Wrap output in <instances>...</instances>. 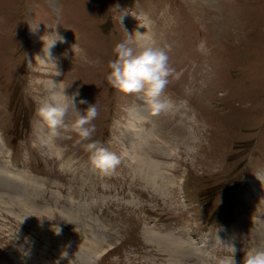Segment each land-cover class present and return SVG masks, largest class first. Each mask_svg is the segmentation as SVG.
Instances as JSON below:
<instances>
[{
	"label": "rangeland",
	"instance_id": "1",
	"mask_svg": "<svg viewBox=\"0 0 264 264\" xmlns=\"http://www.w3.org/2000/svg\"><path fill=\"white\" fill-rule=\"evenodd\" d=\"M132 13L153 18L179 74L163 96L174 114L152 115L142 146L143 98L107 82L118 43L141 51ZM56 34L58 77L34 59ZM53 79L79 89L78 110L96 104L91 140L119 157L113 173L75 132L49 135L38 109ZM0 141V264H244L264 250V0H0ZM145 156L162 167L141 169Z\"/></svg>",
	"mask_w": 264,
	"mask_h": 264
},
{
	"label": "clouds",
	"instance_id": "2",
	"mask_svg": "<svg viewBox=\"0 0 264 264\" xmlns=\"http://www.w3.org/2000/svg\"><path fill=\"white\" fill-rule=\"evenodd\" d=\"M36 27L32 26V30L35 31ZM57 36L59 39L50 44L45 43L44 47L45 56L49 60L48 63L55 66L56 63L51 56V49L58 40L64 42L62 37ZM132 43L133 36L128 35L125 42L118 43L115 46L114 53L117 58L109 62L110 73L107 76V82L122 94L141 96L151 114L158 115L171 107L170 101L163 98L165 89L170 83L169 78H179V74L169 63L168 52L171 50V46H167V50H165V48L156 46L152 41L143 43L136 41L137 46L141 49L136 53L134 48L130 46ZM203 47V43L197 46L198 50ZM60 75L61 73L57 71L56 77ZM67 88L63 85V82H57L56 79L47 81L48 97L39 107L38 115L47 125L51 137L60 136L63 130L75 132L81 141H90L84 146L90 152L92 166L103 175L113 173L121 163L119 157L108 152L106 148L99 145V142L91 140L96 131L94 121L99 114L96 104L89 105L84 111L78 110L76 99L80 95L79 89L70 97L66 95ZM87 103L84 99L79 100L80 105ZM70 114L75 115V120L68 123L67 117ZM60 232L61 229L59 228L56 234L59 235ZM16 239H18L17 235L15 236ZM27 239L25 238L26 241ZM24 254L27 255V253ZM62 256L66 258L67 252L62 253ZM69 264H75V262L70 260ZM220 264H235L234 256L221 260ZM244 264H264V250L247 253Z\"/></svg>",
	"mask_w": 264,
	"mask_h": 264
},
{
	"label": "bare ground",
	"instance_id": "3",
	"mask_svg": "<svg viewBox=\"0 0 264 264\" xmlns=\"http://www.w3.org/2000/svg\"><path fill=\"white\" fill-rule=\"evenodd\" d=\"M152 19L153 18L149 17L148 15H146L144 13H140V15H136L135 13H132L131 16L126 18V20L129 22L130 25L135 24V28H136L135 38H136V41H140L141 43L152 41L156 45V42L153 39L154 34H153L152 26H151L152 25ZM140 20L145 21V23L144 24L141 23ZM141 35H143V36H141ZM55 40H57V38H52V37L48 38V37L45 36L44 40H43V42L44 41L45 42L42 45L39 46V52L36 55H34V59H35L36 63L39 64L42 67V70L47 72V73L52 72L54 75H56V73H57V69H56L57 66L60 65V62L62 63L61 54L64 53V52L61 51L59 49V47L61 48V46H64V44H63L64 42H60L58 40L56 42L55 46L51 49V56L54 59V62L56 63V66L51 64V63H48L49 60L45 56L44 47H45V43L46 44H50V43H52ZM65 40L67 41L68 39H65ZM67 48H68V50H72L71 48H73V46H68ZM37 57H39L45 63L42 62ZM63 62H64V59H63ZM62 67L65 70V66L63 65ZM57 82H61V80H59ZM170 103H171L170 109L172 110V112L174 114V112L176 110L175 109V104L172 102V100L170 101ZM130 115H131V121H132L130 123V126L133 128L135 136H136L137 140L141 143V146L145 145V143L148 141V133H149V132L146 133L145 122L147 120L151 121V119H152L151 111L149 110L147 105H145L143 108L139 107V105H138V106H134V109L130 110ZM156 127L157 126L155 125V128ZM156 136H158V135L156 134ZM149 138L151 139V138H154V137H149ZM138 141H135V143L138 142ZM146 144H148V143H146ZM1 145L3 146V144L0 141V147H2ZM139 162H140V165L141 164L143 165V166H141V169H144L148 165H149L150 168H155V169L162 167L161 162H159V161H157L155 159H152L150 157H146V156H145V158L144 157H139ZM147 175L152 180H155V178H157L159 176V174H157V173L152 174V175H149V174H147ZM204 248L208 249L206 247H204Z\"/></svg>",
	"mask_w": 264,
	"mask_h": 264
}]
</instances>
